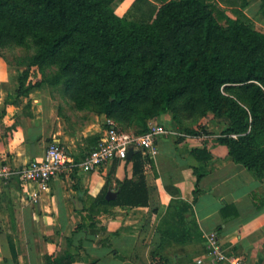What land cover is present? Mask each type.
Segmentation results:
<instances>
[{"label":"trees","instance_id":"obj_1","mask_svg":"<svg viewBox=\"0 0 264 264\" xmlns=\"http://www.w3.org/2000/svg\"><path fill=\"white\" fill-rule=\"evenodd\" d=\"M114 1L125 0H0V51L29 43L36 49L17 77V96L42 85L28 83L30 68L54 66L51 86H62L77 110L104 115L123 132L143 135L168 113L178 121L210 114L225 124L216 143L263 179L264 34L243 12L250 0H134L122 17L111 8ZM98 140L85 141L94 149ZM190 154L200 163L211 159L205 147ZM123 162L131 174L115 181L116 199H105L110 177L95 197L80 193L83 209L76 211L80 222L66 238L68 249L45 264H75L81 251L88 256L85 246L105 232L100 217L113 208L148 206L144 168L153 160L136 151ZM193 172L198 183L203 174Z\"/></svg>","mask_w":264,"mask_h":264},{"label":"crops","instance_id":"obj_2","mask_svg":"<svg viewBox=\"0 0 264 264\" xmlns=\"http://www.w3.org/2000/svg\"><path fill=\"white\" fill-rule=\"evenodd\" d=\"M243 12L264 34V0H250ZM21 72L8 71L0 57V163L18 169L40 159L52 142L80 163L93 149L85 140L100 137L106 117L89 113L81 127L70 129L43 96V88L17 96ZM158 124L172 130L165 121ZM202 124L198 136L158 139L159 153L153 165L144 168L148 206L115 207L111 216L102 215L105 232L97 235L93 246H85L88 256L81 251L75 264H233L234 259L264 264V178H254L216 143L219 133L214 132L225 127L223 122L211 119ZM202 147L211 155L207 163L190 154ZM193 168L203 174L198 183ZM130 169L123 161L92 173L67 167L45 191L17 177L0 182V264H45L46 257L62 256L68 249L66 238L80 222L74 200L82 204L80 193L95 197L108 177V190L118 193L115 181L130 177ZM34 194L37 202L31 201ZM167 235L181 237L180 242L163 238ZM209 235H216L224 260L211 255Z\"/></svg>","mask_w":264,"mask_h":264},{"label":"built area","instance_id":"obj_3","mask_svg":"<svg viewBox=\"0 0 264 264\" xmlns=\"http://www.w3.org/2000/svg\"><path fill=\"white\" fill-rule=\"evenodd\" d=\"M171 135L176 138H187L188 135L168 130L156 122L148 124L145 134L136 136L132 133L118 129L117 124L108 118L103 123V131L97 145L88 152L80 163H75L72 156L58 143H50L40 159L33 160L26 165L13 169L7 164L0 163V182L7 184L17 177L22 183H34L40 190H47L51 179L58 177L67 167L69 169L80 168L84 173H92L102 166L115 160L126 159L127 151L132 148L140 151L143 158L154 159L159 151L157 141L161 136ZM37 194L31 196L32 202H37ZM211 255L222 261L225 256L221 250L216 235L206 237ZM239 259H234L233 264H240ZM197 264H201L197 261Z\"/></svg>","mask_w":264,"mask_h":264},{"label":"rangeland","instance_id":"obj_4","mask_svg":"<svg viewBox=\"0 0 264 264\" xmlns=\"http://www.w3.org/2000/svg\"><path fill=\"white\" fill-rule=\"evenodd\" d=\"M133 1L134 0H125V2L122 3L114 1L111 5V8L113 9L116 16L122 17L127 12L128 8L130 7ZM35 52L36 49L34 48V46H32V44L29 43L27 47L23 48H5L0 51V57L8 66V71H24L27 70V63L29 58H31L35 54ZM28 73V83L42 84L40 88H43V96L46 98L49 97L50 103L52 106H54L58 118L63 119L66 124L68 123L70 129H72L71 127H73V129L75 130L81 127L84 123V120L87 118V114L93 113L89 110H77L74 106V103L64 95L62 86L50 85L51 78H53L54 75L58 73L56 67L53 66L44 68L43 71L32 67L29 69ZM178 117L180 121L174 119L172 113H168L167 115H164L160 117L157 121L153 122L158 123V121H165L169 125L170 129H172L173 131L180 134L188 135L186 131H194L200 133V131H203L202 123L208 122L209 120L213 119L210 114L202 118H185L184 116L180 117V115ZM222 130L223 129L216 130L214 133L220 134ZM134 131L135 129H130V133H133ZM100 264L109 263L106 261H102Z\"/></svg>","mask_w":264,"mask_h":264},{"label":"water","instance_id":"obj_5","mask_svg":"<svg viewBox=\"0 0 264 264\" xmlns=\"http://www.w3.org/2000/svg\"><path fill=\"white\" fill-rule=\"evenodd\" d=\"M135 152L136 151H134L132 148H129L127 151L126 160H128V161L131 160V158ZM116 197H117V192H113L111 190H108L106 193L105 199H106V201H113L116 199ZM74 207L77 211L83 209L82 204L80 202H78L77 200H74Z\"/></svg>","mask_w":264,"mask_h":264}]
</instances>
